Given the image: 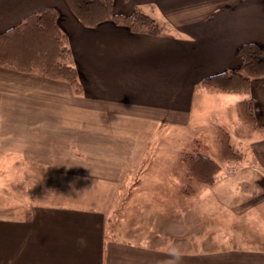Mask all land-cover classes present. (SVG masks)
Here are the masks:
<instances>
[{"label": "crops", "instance_id": "1", "mask_svg": "<svg viewBox=\"0 0 264 264\" xmlns=\"http://www.w3.org/2000/svg\"><path fill=\"white\" fill-rule=\"evenodd\" d=\"M113 4L115 12L139 7L152 14L162 33L134 32L111 20L86 26L66 0H0V35L28 15L57 9L83 86L79 94L65 80L0 66V148L78 183L99 180L121 192L124 205H204L205 228L196 232L191 215L179 219L159 209L151 219L156 233L149 232L153 221L129 215L121 228L110 211L122 200L109 197L98 207L65 196L25 216H0V264H264V198L257 191L264 189V77L253 79L247 93L201 84L239 68L242 44L264 46V0ZM244 98L253 99L263 127L247 128L243 160L224 165L238 169L237 179L222 177L194 197L182 196L179 181L141 179L155 161L145 158L163 124H239L235 107ZM211 116L216 121H207Z\"/></svg>", "mask_w": 264, "mask_h": 264}, {"label": "rangeland", "instance_id": "2", "mask_svg": "<svg viewBox=\"0 0 264 264\" xmlns=\"http://www.w3.org/2000/svg\"><path fill=\"white\" fill-rule=\"evenodd\" d=\"M212 119L213 117L211 116L207 121H216V119ZM239 121V124H233L231 120L226 119L225 122H222L224 123L222 127L229 133L230 143L236 149L242 150L246 147L244 145L246 138L244 143L242 138L247 135L243 132H246L247 128L252 127L244 124L241 120ZM155 138V141L150 146L154 150L153 155L145 158V160H149L153 157L155 161L141 175L143 181H179L182 196L194 197L202 195L205 192V186L213 185L222 177L228 176V179L238 178L237 176V178L235 177L238 169H232L230 166L243 160L244 156H237L236 159L229 161L224 157L222 158L219 152L216 127L213 128L212 126V129H210L206 125L175 127L171 124H163L160 133ZM196 149L204 154H208L220 165V170L215 174L213 181L209 184H205L199 181V179L195 180L188 177V173L182 163L181 154L183 152H195ZM12 151L11 149L7 152L0 148V216H25L36 204L62 201L64 200L63 198H67L68 196L73 200L84 202L86 205L102 207L101 205H104L103 203H106L110 197V199L115 198L117 201L122 200L120 204L112 206L110 211L113 221L117 219L118 222L119 220L118 226L121 228L125 227L124 220L127 218V215L133 218V222L135 220L139 221V219H146L151 222L153 221L151 220L152 215L155 218L158 209L161 214H169L170 211H174L175 214L179 215L178 218H186L187 215H191L193 218V228L196 232H201L205 228V223H203L204 205L185 203L180 205V208L179 206L173 205H124L125 196L121 197L119 194L121 192L115 188L106 187L108 185H104L99 180H94L93 182V180L85 179L81 181L82 183H78L75 179L69 178L68 176L49 172L43 165H38V163L30 158L15 155L16 151ZM226 164H230V166L227 165L224 167ZM229 167L230 169H228ZM222 168L225 172H221ZM69 181H72L73 187L71 188ZM185 185H188L187 188H191L186 193L184 191L186 190ZM122 190L124 192L126 191L124 189ZM249 191L241 190L243 193ZM257 191L261 193L259 198H264V189ZM244 195L246 194L244 193ZM127 200H130V198ZM163 207L165 211H163ZM213 212L218 213L219 211L216 210ZM194 215L197 216V219ZM133 222L128 221L126 224L129 227H135ZM151 225L149 232L154 234L157 231L155 230V221ZM136 230L139 231V229ZM182 230H185V227ZM191 234L187 229L182 237L188 240L192 236ZM166 237L170 238V236Z\"/></svg>", "mask_w": 264, "mask_h": 264}, {"label": "trees", "instance_id": "3", "mask_svg": "<svg viewBox=\"0 0 264 264\" xmlns=\"http://www.w3.org/2000/svg\"><path fill=\"white\" fill-rule=\"evenodd\" d=\"M74 16L84 25L95 27L111 20L128 27L134 32H146L152 35L162 33L159 21L148 12L136 7L130 14L114 11V0H66ZM59 12L46 7L28 15L23 21L0 35V66L21 72L39 73L52 79L69 82L76 93L83 92V86L76 65L72 61V49L69 37L59 25ZM241 60L239 68H230L224 72L202 79V85L222 92L247 93L253 79L264 77V46L257 42H246L237 50ZM239 120L252 128H261L256 119V107L252 98L236 102ZM219 152L222 158L229 160L244 156L241 150L230 143L229 133L216 126ZM181 160L191 179L211 183L220 165L208 154L183 152ZM188 192L191 188H187Z\"/></svg>", "mask_w": 264, "mask_h": 264}, {"label": "clouds", "instance_id": "4", "mask_svg": "<svg viewBox=\"0 0 264 264\" xmlns=\"http://www.w3.org/2000/svg\"><path fill=\"white\" fill-rule=\"evenodd\" d=\"M69 185H70V187L72 186V181H69ZM78 241H79L80 244H84L85 243L84 237H79Z\"/></svg>", "mask_w": 264, "mask_h": 264}]
</instances>
